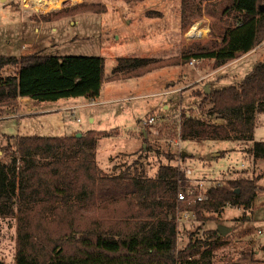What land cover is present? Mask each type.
I'll list each match as a JSON object with an SVG mask.
<instances>
[{
	"label": "trees",
	"instance_id": "obj_1",
	"mask_svg": "<svg viewBox=\"0 0 264 264\" xmlns=\"http://www.w3.org/2000/svg\"><path fill=\"white\" fill-rule=\"evenodd\" d=\"M143 0H128L138 2ZM201 1V0H200ZM208 12L215 6V0ZM220 24H212L211 44L166 58L123 57L110 80L137 78L154 69L189 63L211 62L215 68L230 63L264 42V0H220ZM107 11V5L76 3L75 6L41 14L35 20H57L81 12ZM214 10V9H213ZM181 30L187 31L201 14L200 2L181 0ZM232 18V22H230ZM105 59L101 56L51 55L41 52L0 55V108L14 105L19 97L57 101L84 96L95 100L101 94ZM203 97L208 115L220 122L182 114L181 139H252L256 117L264 112V61L237 85ZM1 114V113H0ZM109 131L90 130L77 135L19 134L8 137L0 158V217L18 221L16 254L12 264H216L214 248L224 244L217 228L199 235L202 224L227 207L251 210L258 195L257 178H232L211 185L208 199L188 208L202 221L178 249V193L190 179L176 163L171 144L164 153L166 164L149 173L138 161L103 168L97 159L100 139ZM140 150L151 151L149 132H143ZM13 140L14 142H11ZM156 149V148H155ZM162 150V151H160ZM255 161L264 158V140L251 149ZM183 157H186L182 153ZM199 256V257H196ZM0 264H6L0 259Z\"/></svg>",
	"mask_w": 264,
	"mask_h": 264
},
{
	"label": "rangeland",
	"instance_id": "obj_2",
	"mask_svg": "<svg viewBox=\"0 0 264 264\" xmlns=\"http://www.w3.org/2000/svg\"><path fill=\"white\" fill-rule=\"evenodd\" d=\"M84 1L105 4L107 11L81 12L51 21L31 18L32 14L59 11ZM196 1L200 2L202 14L194 19L186 34L190 37L195 26L202 30L189 38L192 49L197 43L204 45L214 41L210 27L220 24L217 12L224 5L223 1L218 4L220 0H215L216 7L208 12L213 1ZM180 5L181 0H0V55L21 56L41 52L60 56H101L105 59L102 94L93 102L84 96L57 101L31 100L33 109L29 111L32 114L0 119V158L9 159L5 153L8 137L19 134L78 135L85 134L93 126L111 131L110 136L99 141L97 148L98 163L107 170H111L114 164L124 166L138 161L149 173H154L161 164L169 162L164 153H157L160 148L154 143L157 140L164 151L171 147L170 151L176 152L177 159L173 163L186 169L190 179L187 189L192 188L193 193L202 190L197 186L199 181L204 182L205 189L232 178H257L259 191L251 210L244 213L240 207H227L221 218L215 215L206 220L199 235L204 237V231L215 229L220 224L230 227L231 231L223 236L224 244L214 248L212 261L216 264H264V233H257V229L264 225V158L255 161L251 153L255 141L264 140V112L257 114L252 139L184 140L179 136L182 114L217 121L208 115V104L200 108L203 97L197 95V91H205V86L210 83L214 85L213 90L239 84L257 62L264 61V45L230 67L229 63L218 68L211 62L187 63L160 67L137 78L108 80L120 58L170 57L163 47L160 52L152 51L142 37H149L155 30L162 32L167 40L176 35L180 28ZM161 13H165L163 18L158 17ZM229 20L232 22V18ZM205 33L208 36L201 38L200 35ZM13 70L11 66L5 67L0 70V76L10 75ZM212 71H216L214 76L209 74ZM172 82L177 87L182 86L183 98L172 91ZM72 101L89 104L73 113L72 107L63 108ZM166 104L170 107L165 108ZM36 109L44 112L36 114ZM90 113L97 114L101 120L91 125ZM154 114L162 120L146 128L153 143L152 150L147 152L140 150L143 125L139 127L138 122ZM183 151L189 155L183 157ZM193 193L188 195L190 200ZM180 207L187 206L182 203ZM176 214L178 217V212ZM201 223L195 221L179 226L177 220L180 227L178 249L187 243L190 232ZM17 227L15 217H0V259L6 264L15 260Z\"/></svg>",
	"mask_w": 264,
	"mask_h": 264
},
{
	"label": "crops",
	"instance_id": "obj_3",
	"mask_svg": "<svg viewBox=\"0 0 264 264\" xmlns=\"http://www.w3.org/2000/svg\"><path fill=\"white\" fill-rule=\"evenodd\" d=\"M126 1H128V0H126ZM164 16H165V13H164V15H163V13H161L158 17L159 18H163ZM180 22H181V12H180ZM205 28L209 32V28L207 26ZM200 30H202V29H200ZM186 33H187L186 31L183 32L181 30V24H180V28H179V31L177 32V34L172 36V37H170V38H168V40H167L166 36L163 37V33L162 32H158L157 30L153 31L149 37H147V36L146 37H142V39L145 42V44L148 45L149 48L152 51H154V52H160V50H162L164 48L165 50H167L170 53V56H178V55H181L182 52H186V51H189V50L192 49V47L190 46V44H191L190 42L191 41H190V39H189V37L187 36ZM200 36H201V38H205V37L208 36V33L202 34ZM135 41H137V39ZM262 45H264V42L261 43L254 50H252V51H250V52H248L246 54H242L241 57H239L238 59L230 62L228 64V67H230L232 64H234L235 61H239L243 57L251 55L253 52H255L259 48H261ZM154 58H157V57H154ZM201 62H203V61L201 60ZM176 66H181V65H176ZM211 73L214 76L216 71L209 72V74H211ZM217 73H218V70H217ZM184 75H186V74H184ZM108 80H110V79H108ZM172 85L174 86L172 91L177 92L178 95H180L181 98H183L184 97V95H183L184 91L182 92V90H183L182 86H178L177 87L176 86L177 84L175 82H172ZM207 85H208L209 90H211L214 87V85L212 83H210L211 87H210L209 84H207ZM206 86H205V88H206ZM178 91H180V93ZM101 94H102V90H101ZM101 94H100V96H101ZM131 97H134V96H131ZM74 98H78V97H72V99H74ZM123 98L126 99V98H130V97H123ZM31 100L32 99L29 98V97H19L16 104H14V105L12 104V105H9V106L7 105V106H4V107H1L0 110H1L2 113L0 112L1 113L0 114V119H7V118H12V117H18L19 118V117H23V116H25L27 114H32L33 112L29 111V110L33 109ZM88 100H90V99H88ZM90 101L93 102L94 100H90ZM88 104L89 103H79L78 101H72V104H68V105L64 106L63 108L72 107V111H73V113H75V109L84 108V107L86 108ZM81 106H83V107H81ZM169 107H170V104H166L165 108H169ZM34 112H36V114H37L39 112H44V111H40V110L36 109V110H34ZM100 120L101 119L99 118V116L97 114L90 113V115H89V123L91 125H94L96 123V121H100ZM217 122H220V120H217ZM141 123H142V120H140L138 122V126L139 127H140ZM90 130L109 131V130H104V129H96V128H93V126H91V127H89L86 130V133L89 132ZM141 130H142V132H144V131L146 132L147 131V130H144V129H141ZM109 132H110V134H107L106 136H103L101 139H103V138H105L107 136H110L111 135V131H109ZM72 135H74V134H72ZM0 153H2V152L0 151ZM187 154L189 155L188 152H186V155ZM97 155H98V149H97ZM3 160L6 161V159H3ZM191 171H192V169L189 168V172H191Z\"/></svg>",
	"mask_w": 264,
	"mask_h": 264
},
{
	"label": "built area",
	"instance_id": "obj_4",
	"mask_svg": "<svg viewBox=\"0 0 264 264\" xmlns=\"http://www.w3.org/2000/svg\"><path fill=\"white\" fill-rule=\"evenodd\" d=\"M194 36H196V34L191 35L189 38H193ZM200 62H201V59H192L189 63L192 65H198V64H200ZM159 120H162V119L159 116L154 114V115L149 116L148 119L144 120L141 124L143 125V129L146 130V128L152 127ZM197 186H200L202 188V190H199L198 193H197L198 190L194 191L195 193H193L192 188L187 189V187H185V188L180 187V191L178 193V202L181 204L184 203L187 207L181 208L180 204H178V206H177V212L179 214L177 217V220H178L179 226L180 225L182 226L188 222L197 221L195 211L191 210L188 207L190 204H192L194 202L204 201V200L208 199L207 191L211 186L204 189V182L203 181H199V183H197ZM197 186H196V188H198ZM189 193L194 194V197L192 200H190L188 198ZM179 229H180V227H178V230ZM257 233L258 234L264 233V225L260 226L257 229Z\"/></svg>",
	"mask_w": 264,
	"mask_h": 264
},
{
	"label": "water",
	"instance_id": "obj_5",
	"mask_svg": "<svg viewBox=\"0 0 264 264\" xmlns=\"http://www.w3.org/2000/svg\"><path fill=\"white\" fill-rule=\"evenodd\" d=\"M261 9L264 10V5H261ZM205 92H206V93H210V90H209V88H208V85H207L206 88H205ZM144 132H145V131H144ZM81 135H82V134L79 133L77 136H81ZM144 146H146V144H145ZM183 154L186 155V152L183 151ZM217 229L219 230L220 234L223 235V236H225L227 233H229V232L231 231V228H230V227H227V226L222 225V224H220V225L217 227Z\"/></svg>",
	"mask_w": 264,
	"mask_h": 264
},
{
	"label": "bare ground",
	"instance_id": "obj_6",
	"mask_svg": "<svg viewBox=\"0 0 264 264\" xmlns=\"http://www.w3.org/2000/svg\"><path fill=\"white\" fill-rule=\"evenodd\" d=\"M199 27L198 26H195L194 30H193V34H197L198 32H200L201 30H198ZM192 32V31H191ZM191 34V35H193Z\"/></svg>",
	"mask_w": 264,
	"mask_h": 264
}]
</instances>
